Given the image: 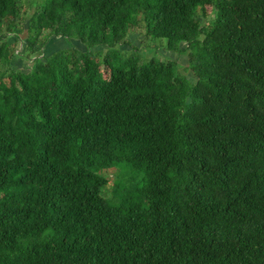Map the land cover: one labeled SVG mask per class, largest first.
<instances>
[{
	"label": "trees",
	"instance_id": "16d2710c",
	"mask_svg": "<svg viewBox=\"0 0 264 264\" xmlns=\"http://www.w3.org/2000/svg\"><path fill=\"white\" fill-rule=\"evenodd\" d=\"M0 264H264V0H0Z\"/></svg>",
	"mask_w": 264,
	"mask_h": 264
},
{
	"label": "rangeland",
	"instance_id": "374dc122",
	"mask_svg": "<svg viewBox=\"0 0 264 264\" xmlns=\"http://www.w3.org/2000/svg\"><path fill=\"white\" fill-rule=\"evenodd\" d=\"M210 9V8H209ZM141 30V28H140ZM24 35L22 34L21 37H23ZM145 36L143 34H140L139 32H136V34H132L129 36V40L133 43V45H136L138 46L140 49H139V52L145 57V58H151V57H157V58H164V56H167V57H171L172 59H176L179 63L183 64L184 66L187 64L186 63V57L181 54H176V53H171V52H168L166 50H164V48L161 46H158V40H152L151 41L148 39V38H144ZM147 41V42H145ZM147 44V45H146ZM20 45H22L21 42H19L18 46L20 47ZM65 43L63 42V40L61 38H58L56 39L55 41H53V46L49 47V49L51 50H54V49H57V48H60L62 46H64ZM23 47V45H22ZM123 48H126L127 50H132V46H129V45H124ZM21 53L22 50H21ZM30 60H27V59H22V60H18V59H15L13 65L14 67H18L20 69H23V70H28L30 68ZM186 74H191L189 72H187ZM117 171L115 170H111V171H107V176L110 178V181H109V185H108V188H107V195L109 197H112L113 196V188H112V184L114 182V176H115V173Z\"/></svg>",
	"mask_w": 264,
	"mask_h": 264
}]
</instances>
